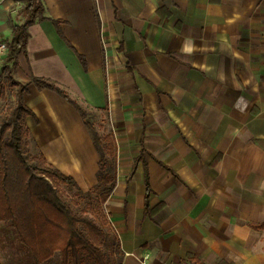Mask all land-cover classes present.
Masks as SVG:
<instances>
[{"label": "crops", "instance_id": "1", "mask_svg": "<svg viewBox=\"0 0 264 264\" xmlns=\"http://www.w3.org/2000/svg\"><path fill=\"white\" fill-rule=\"evenodd\" d=\"M41 1L11 73L28 86L29 148L83 192L97 184L80 112L33 77L102 119L116 173L101 210L120 264H264V0ZM22 4L0 0L1 38ZM0 264L62 258L38 263L0 222Z\"/></svg>", "mask_w": 264, "mask_h": 264}, {"label": "trees", "instance_id": "2", "mask_svg": "<svg viewBox=\"0 0 264 264\" xmlns=\"http://www.w3.org/2000/svg\"><path fill=\"white\" fill-rule=\"evenodd\" d=\"M16 1L23 2L21 13L24 21L11 25L12 37L7 56L9 66L4 73L7 84L15 87V91L12 103L0 111V222H8L13 227L19 240L32 251L38 263L47 261L58 251L62 264H85L89 258L99 264H115L116 261L120 264V249L115 244L112 263H105L101 256L110 233L101 206L115 184L113 136L110 133L100 134L87 118L88 113L64 90L45 79L33 77L32 81L38 88L56 91L80 112L100 157L97 184L83 192L72 177L47 161L41 152L29 148L25 117L33 115V112L24 102L28 86L15 80L11 73L17 65L18 54L25 51L29 36L27 26L46 19V16L41 0ZM62 185L75 189V192L69 194ZM82 199H87L85 206H80ZM95 201L99 214L94 209ZM88 210L94 216H90ZM258 227H264V222ZM192 261L194 264H205L197 257H192Z\"/></svg>", "mask_w": 264, "mask_h": 264}, {"label": "rangeland", "instance_id": "3", "mask_svg": "<svg viewBox=\"0 0 264 264\" xmlns=\"http://www.w3.org/2000/svg\"><path fill=\"white\" fill-rule=\"evenodd\" d=\"M5 73V69L0 72V92L1 90L2 93H0V111L4 110L9 104L12 103L13 101V94L15 91V87H10L7 82H6V78L4 76ZM94 117V116H93ZM89 120H91V122L94 124V126L97 128L98 132L100 134H102L101 128L99 127V125L101 124L102 119L99 118H92V116L88 117ZM101 127L103 126L102 124L100 125ZM31 148H33L31 146ZM33 151V150H31ZM62 188L67 191L69 194H73L75 192V189L69 188L65 185H62ZM87 199H82L81 200V204L80 206H85ZM75 210H77V208L74 207ZM94 209L97 212V214L100 213V209L97 206V202H94ZM92 211L88 210V214L90 216H94V214L92 215L91 213ZM114 239L113 236L111 235V233L108 234V238H107V243L104 247H102V251H101V256H103L104 258V262H110L112 263V259L111 257H113V255L115 254L114 252V243H113Z\"/></svg>", "mask_w": 264, "mask_h": 264}, {"label": "built area", "instance_id": "4", "mask_svg": "<svg viewBox=\"0 0 264 264\" xmlns=\"http://www.w3.org/2000/svg\"><path fill=\"white\" fill-rule=\"evenodd\" d=\"M9 45V40L0 37V72L8 64Z\"/></svg>", "mask_w": 264, "mask_h": 264}, {"label": "clouds", "instance_id": "5", "mask_svg": "<svg viewBox=\"0 0 264 264\" xmlns=\"http://www.w3.org/2000/svg\"><path fill=\"white\" fill-rule=\"evenodd\" d=\"M187 51L191 52V48L186 49ZM248 106V102L244 99V97H237L235 102L233 103V107L238 110L239 112H244Z\"/></svg>", "mask_w": 264, "mask_h": 264}]
</instances>
